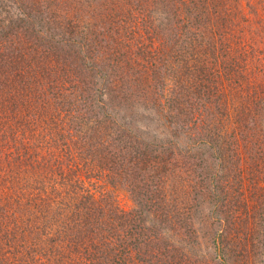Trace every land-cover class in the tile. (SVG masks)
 <instances>
[{"label": "trees", "instance_id": "trees-1", "mask_svg": "<svg viewBox=\"0 0 264 264\" xmlns=\"http://www.w3.org/2000/svg\"><path fill=\"white\" fill-rule=\"evenodd\" d=\"M263 37L264 0H0V264H256L264 207L239 239L218 172L242 128L264 153ZM165 141L186 160L148 174ZM185 163L177 206L164 177Z\"/></svg>", "mask_w": 264, "mask_h": 264}, {"label": "rangeland", "instance_id": "rangeland-1", "mask_svg": "<svg viewBox=\"0 0 264 264\" xmlns=\"http://www.w3.org/2000/svg\"><path fill=\"white\" fill-rule=\"evenodd\" d=\"M255 45L256 52L254 53H261V50H263L264 54V37L259 39V41L255 43ZM262 76L264 77V74H262ZM70 91L71 90L65 92L71 93ZM260 115L263 117V119L261 120L263 124L264 113H261ZM202 123L203 122H200V124ZM65 125H67L66 121ZM200 128L201 127L198 126L194 131H200ZM163 129L164 126H158L155 133L159 132V136L162 137L165 132L163 131ZM229 129L230 127H228V132ZM243 129L244 128H242L239 134L236 136L238 137L237 140H235L236 138L234 137L228 138L226 135V142L221 143L223 145V148H227L228 150H226L227 152H225V150L223 149L222 158L224 166L223 169L218 172V174L222 176L219 179V184L224 187L226 191H228L224 207H230V211L235 210L234 213H238V222L239 226L241 227L239 239L243 240L242 238H245L246 240V238L251 237L250 233L246 235L247 224L255 218L258 220L257 214H253V212L256 211L257 207L259 206L264 207V169H256V167L262 164L264 153H260L258 149L255 150V147L252 146L250 151H248V156H244L242 154L239 143L244 134ZM35 133H37V131H35ZM50 136L51 135L47 134L46 130H43L38 132L37 134H34V137H32L31 140L33 141L34 139L40 144H45L46 140H50ZM165 145L167 146L164 147L163 150L158 147L157 150L153 152V157L149 155V160L147 158V165L149 166H146V168L144 166H141L148 172V174H152L151 168H156L158 171H160V169L162 168L161 166L164 163V159L167 162H173V160L174 162H181V160L184 158L181 155H177V149L173 145H170L167 141H165ZM40 151L42 152L43 149H41ZM78 153L79 152L76 151V153L74 154V161L80 165L81 158ZM84 153L85 151L83 150V154ZM184 160H186V156ZM190 160L194 159L191 158ZM213 162L214 159L212 158V154H210V152H207V165H211ZM185 165L186 166L181 167L177 165L175 169H172V171L169 170V167L167 165L164 177L166 183L163 185V188L164 190H166V192H173V196L176 200L175 202L177 206H183L184 202L187 201L185 196L183 195L182 189L187 188L189 184H191L194 176L193 172L190 169V166H188L186 163ZM209 168H212V170L214 171L213 166ZM87 174L90 177L89 179L91 183L95 182V188H92V190H96L97 196L99 193H110L111 201L117 207L125 211L133 208V199L131 198L130 192L128 191L127 187H129V183L127 181H123L124 183L115 182L114 184H112L109 182V180H105L103 174L97 176V170L91 168H89ZM232 193H234V195ZM252 215H254L255 218L252 217ZM261 223L264 225V219H262ZM245 245L247 246V242L245 243ZM259 247L260 248L258 250V253L254 257L255 262L256 264H264V246L262 247L259 245Z\"/></svg>", "mask_w": 264, "mask_h": 264}]
</instances>
